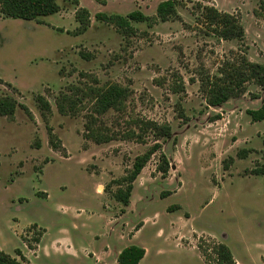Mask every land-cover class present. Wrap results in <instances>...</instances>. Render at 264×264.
I'll return each instance as SVG.
<instances>
[{"label": "rangeland", "instance_id": "1", "mask_svg": "<svg viewBox=\"0 0 264 264\" xmlns=\"http://www.w3.org/2000/svg\"><path fill=\"white\" fill-rule=\"evenodd\" d=\"M163 1L56 0L59 12L40 22L0 16V100L18 105L0 116V251L26 264H117L135 244L148 253L140 264H216L213 248L224 244L235 264H264V176L252 172L264 165V121L246 114L264 104V89L252 82L209 107L200 85L236 55L264 65V14L258 0H180L179 20L130 31L95 18H154ZM196 2L237 17L244 40L203 36ZM112 84L128 99L96 116L91 90ZM91 119L121 136L143 122L168 125L171 137L97 145L86 134ZM156 139L160 150L121 205L122 178ZM161 155L166 175L157 170ZM155 234L191 251H173Z\"/></svg>", "mask_w": 264, "mask_h": 264}, {"label": "trees", "instance_id": "2", "mask_svg": "<svg viewBox=\"0 0 264 264\" xmlns=\"http://www.w3.org/2000/svg\"><path fill=\"white\" fill-rule=\"evenodd\" d=\"M258 8L264 14V0H258ZM184 3L180 0H166L159 3L155 9V17L151 18L139 11L130 12L127 15L99 13L95 16L96 20L102 23L115 25L122 31L132 30V23H147L151 21L168 22L179 20V8ZM60 7L56 0H0V16L7 19L36 21L47 16L55 15L59 12ZM195 12L196 24L202 28L203 36L212 37L219 41H237L244 40L245 32L239 19L232 14L220 12L213 6L203 5L196 2L192 5ZM79 22L83 23V29L87 27L88 13L82 9L76 14ZM255 83L264 89V65L251 63L243 55H236L231 59L223 62L222 67L218 70L217 75L206 76L200 80L201 92L205 96L206 104L209 107H219L232 98H237L245 92V86ZM91 105L93 114L103 116L109 111L119 112L123 109L127 101L129 91L117 84L108 85L98 89L91 90ZM41 107L49 110V105L41 98L37 99ZM17 103L11 98L0 100V116L12 117L16 111ZM59 112H63L62 106L58 107ZM246 114L253 122L264 121V104L257 110H249ZM95 122L91 119L90 126L86 128L87 137L97 145L106 144L116 139L134 140L143 143L148 133L155 138L168 139L171 137V130L168 125H158L153 122H143L138 132L129 130L121 135L109 134L103 132L97 126L91 125ZM155 143L143 154L137 156L132 164L131 169L121 182L126 184L124 189L120 188L114 195V199L123 206L129 204V199L134 181L140 175L151 157L160 150V145ZM240 151L238 156L244 157ZM157 170L162 175L169 171V163L164 155H161V161ZM253 174L264 176V165L254 169ZM216 256V264H235L230 249L219 244L213 248ZM145 255V250L136 245H130L122 249L117 256V264H139ZM0 264H26L23 257L13 258L0 251Z\"/></svg>", "mask_w": 264, "mask_h": 264}, {"label": "crops", "instance_id": "3", "mask_svg": "<svg viewBox=\"0 0 264 264\" xmlns=\"http://www.w3.org/2000/svg\"><path fill=\"white\" fill-rule=\"evenodd\" d=\"M139 232V230H137L136 231V235H137V233ZM135 235V236H136ZM155 237L158 239V240H161V241H163V243H164V245H166L167 247H169V248H172V250L173 251H176V252H180V251H184V250H190V249H188V248H186V247H178V248H176V247H174L171 243H170V241L169 240H167L166 238H163V239H161V238H159V234L158 235H156L155 234ZM131 245H135V244H131ZM128 246H130V245H128ZM136 246H138V245H136ZM127 247V246H126ZM126 247H124V248H126ZM139 247H141V246H139ZM123 248V249H124ZM141 248H143V247H141ZM144 249V248H143ZM145 250V249H144ZM191 251V250H190ZM162 252H164V251H162V250H157V253L160 255ZM120 253V252H119ZM147 251L145 250V255H144V257H143V259L145 258V257H147ZM143 259L139 262V264L143 261Z\"/></svg>", "mask_w": 264, "mask_h": 264}]
</instances>
